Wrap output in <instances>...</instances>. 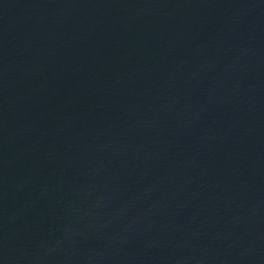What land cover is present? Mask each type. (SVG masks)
I'll list each match as a JSON object with an SVG mask.
<instances>
[{
    "label": "water",
    "instance_id": "95a60500",
    "mask_svg": "<svg viewBox=\"0 0 264 264\" xmlns=\"http://www.w3.org/2000/svg\"><path fill=\"white\" fill-rule=\"evenodd\" d=\"M0 264H264V0H0Z\"/></svg>",
    "mask_w": 264,
    "mask_h": 264
}]
</instances>
